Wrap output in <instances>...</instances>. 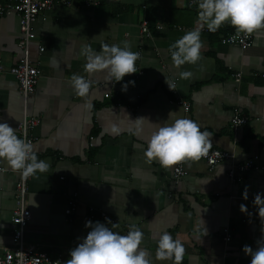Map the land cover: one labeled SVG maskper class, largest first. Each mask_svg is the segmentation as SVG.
<instances>
[{
  "label": "crops",
  "instance_id": "1",
  "mask_svg": "<svg viewBox=\"0 0 264 264\" xmlns=\"http://www.w3.org/2000/svg\"><path fill=\"white\" fill-rule=\"evenodd\" d=\"M13 1L0 0V6ZM190 1L72 0L65 6L54 0L31 24L34 39L25 50L18 45L19 16L12 11L0 16V122L16 129L23 118H36L30 131L34 149L38 160L50 166L28 182L31 219L23 235L26 244L70 259V250L91 230L85 227L87 218L93 216L90 221L95 223L104 214L119 223L113 231L122 235L129 230L128 218H133L143 231L141 247L151 254L152 264H173L155 258L164 232L184 245L182 264H251L243 246L255 251L257 243L264 242V216L254 204L255 195L264 193V31L253 34L245 51L222 44L217 35L203 33L207 25L199 22L200 0ZM143 21L149 35L141 30ZM232 29L224 23L218 31ZM193 30L201 33V58L177 68L170 46ZM125 43L140 55L135 74L115 82L105 72L84 71L85 46L99 52L105 44ZM25 54L39 70L26 101L9 73ZM182 71L192 76L183 79ZM73 74L91 82L88 97L76 95L70 83ZM166 79L176 83L175 91ZM124 84L127 91H122ZM179 101L188 104L187 111ZM235 110L246 122L233 129ZM170 113L172 120L196 121L201 131L211 133L212 146L231 158L212 168L201 159L177 165L184 176L175 174L177 166L165 169L149 163L144 155L148 140ZM139 118L144 120L137 134L133 122ZM249 160L254 164L247 171L235 169ZM0 169H5L0 171L2 256L12 247L11 214L19 175L3 163ZM231 169L234 181L228 177ZM70 200L76 209L66 215ZM241 204L247 212H241ZM227 234L230 240L225 242Z\"/></svg>",
  "mask_w": 264,
  "mask_h": 264
},
{
  "label": "clouds",
  "instance_id": "2",
  "mask_svg": "<svg viewBox=\"0 0 264 264\" xmlns=\"http://www.w3.org/2000/svg\"><path fill=\"white\" fill-rule=\"evenodd\" d=\"M192 1V0H191ZM193 3V2H192ZM199 22L206 24L209 32L215 33L224 23H229L236 35L252 36L258 31H264V0H200ZM204 44L199 30L185 33L170 46L173 64L180 68L185 64H196L201 58V49ZM83 55L86 57L84 71L92 74L105 72L110 81L120 82L125 76L137 72L136 62L140 55L133 52L125 43L123 47L117 44H105L97 52L84 47ZM191 72L182 71L180 77L188 79ZM170 90L175 91L176 83L172 80L165 81ZM70 83L77 96L88 97L91 82L84 76L73 74ZM134 85V81H129ZM128 84L122 85V91H127ZM90 108V103H85ZM174 113L169 114V119L164 122L148 140V147L144 155L149 163L158 162L162 168L171 169L185 162L199 161L206 156L211 147V133L201 131L200 125L188 118L172 120ZM143 118L133 122L137 134L141 132ZM171 120V122H169ZM113 125V131H117ZM0 163L7 165L11 170L19 172L23 177H35L36 173L49 170L45 160H38L34 145L17 135V130L6 122H0ZM5 169H0L4 171ZM247 199V188L243 193ZM264 193H257L254 204L258 208L259 216H264ZM241 212H247L244 204L240 205ZM129 230L122 235L113 231L119 223L107 224L99 221H87L85 227L91 229L86 238L82 239L75 248L70 250V259L64 264H152L151 254L141 245L143 231L129 217ZM111 224L112 227H108ZM242 251L251 257V264H264V242H258L253 251L249 245H244ZM185 248L182 242L164 232L157 242L155 258L158 261H172L173 264H182Z\"/></svg>",
  "mask_w": 264,
  "mask_h": 264
},
{
  "label": "built area",
  "instance_id": "3",
  "mask_svg": "<svg viewBox=\"0 0 264 264\" xmlns=\"http://www.w3.org/2000/svg\"><path fill=\"white\" fill-rule=\"evenodd\" d=\"M72 0H60V4L69 6ZM191 3L193 1H190ZM54 3V0H14L5 6H0V16L8 11H12L19 16V29L22 33L21 39L19 41V47L22 49H27L26 46L28 42L34 39V34L31 31V24L35 21L37 16L42 12L49 10ZM158 28V26L156 27ZM142 32L149 35L147 29V22H142ZM204 34L217 35L219 42L225 45L236 46L240 50L245 51L251 47L253 42V35L245 37L243 35H236L235 30L230 33H215L209 32L207 27L202 29ZM39 51H43L40 47ZM0 68V72H1ZM9 73L16 79L19 93L22 95L23 99L26 100L35 89L37 84L38 69L30 62L28 56L25 54L19 59L14 66L9 69ZM109 94H105L104 98H108ZM185 111L188 110L189 106L184 101H179ZM37 122L36 118H23V120L17 124L16 130L17 135L21 138L34 143L33 138L30 135V131L35 126ZM246 119L239 116L238 112L235 110L233 117L231 118V127L233 129L245 124ZM231 158L230 154L226 151L217 149L211 145L206 156L202 157L207 166L214 167L218 163L227 161ZM257 157L254 156V160ZM253 160H249L244 164L238 165L235 169L240 173L247 171L253 166ZM174 172L177 176H184L185 172L182 166H177L174 168ZM19 173V172H18ZM228 177L231 181H234L235 172L230 170L228 172ZM31 177L25 178L19 173L18 181L15 185L14 199L15 206L11 214V223L13 225L12 232V247L7 249L2 256H0V264H64L68 259L62 258L61 255L51 256L49 253L38 250L34 245L26 244L23 240L24 231L31 219V214L28 211L27 202V182ZM76 209V203L73 200L68 201L64 213L70 215ZM88 221L95 220L93 216L87 218ZM97 221L108 222L110 219L108 216L101 214L97 217ZM96 221V222H97ZM127 234V233H126ZM225 242L230 240V236L227 234L224 237Z\"/></svg>",
  "mask_w": 264,
  "mask_h": 264
},
{
  "label": "bare ground",
  "instance_id": "4",
  "mask_svg": "<svg viewBox=\"0 0 264 264\" xmlns=\"http://www.w3.org/2000/svg\"><path fill=\"white\" fill-rule=\"evenodd\" d=\"M37 17H38V16H37ZM35 20H36V19H35ZM38 71H39V70H38ZM38 77H39V74H38ZM37 81H38V79H37ZM36 85H37V84H36ZM35 87H36V86H35ZM34 90H35V89H34ZM31 95H32V94H31ZM27 99H28V98H27ZM27 99H26V100H27ZM26 100H25V101H26ZM18 175H19V173H18ZM29 180H30V179H29ZM29 180H28V182H29ZM28 182H27V188H28ZM14 192H15V190H14ZM13 228H14V227H13ZM12 232H13V231H12ZM23 240H24V239H23ZM11 241H12V239H11Z\"/></svg>",
  "mask_w": 264,
  "mask_h": 264
},
{
  "label": "trees",
  "instance_id": "5",
  "mask_svg": "<svg viewBox=\"0 0 264 264\" xmlns=\"http://www.w3.org/2000/svg\"><path fill=\"white\" fill-rule=\"evenodd\" d=\"M79 1H82V0H79ZM233 30V29H232ZM232 30H231V32H232ZM234 31V30H233ZM214 36V35H213Z\"/></svg>",
  "mask_w": 264,
  "mask_h": 264
}]
</instances>
